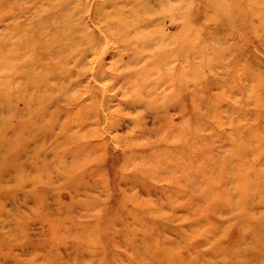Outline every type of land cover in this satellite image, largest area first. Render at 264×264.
Listing matches in <instances>:
<instances>
[{
  "label": "rangeland",
  "instance_id": "obj_1",
  "mask_svg": "<svg viewBox=\"0 0 264 264\" xmlns=\"http://www.w3.org/2000/svg\"><path fill=\"white\" fill-rule=\"evenodd\" d=\"M0 164L24 264H264V0H0Z\"/></svg>",
  "mask_w": 264,
  "mask_h": 264
},
{
  "label": "bare ground",
  "instance_id": "obj_2",
  "mask_svg": "<svg viewBox=\"0 0 264 264\" xmlns=\"http://www.w3.org/2000/svg\"><path fill=\"white\" fill-rule=\"evenodd\" d=\"M147 9V8H146ZM148 10V9H147ZM149 10H150V8H149ZM120 12H121V10H119ZM120 12H117V13H120ZM130 12V11H129ZM143 13V12H142ZM141 13V14H142ZM145 13V12H144ZM112 14V13H111ZM213 14V13H212ZM116 15H118V14H116L115 13V16ZM121 14H119V16H120ZM118 16V17H119ZM128 16H129V14H128ZM133 16V15H132ZM131 16V17H132ZM137 16V15H136ZM117 16H116V18H118ZM130 17V16H129ZM187 17V16H186ZM218 17V16H217ZM133 19H134V17H133ZM185 19V18H184ZM233 21V20H232ZM131 22H133L132 20H131ZM128 24V23H127ZM134 24V23H133ZM239 24V23H238ZM131 25H132V23H131ZM125 26V25H124ZM236 27V26H235ZM131 28V27H130ZM129 29V28H128ZM122 30V29H121ZM100 31V30H99ZM123 32H125V30L123 31ZM118 34V33H117ZM114 35H115V33H114ZM119 35V34H118ZM123 39V38H122ZM130 38H128V40H129ZM126 43V42H125ZM119 47V46H118ZM123 49V48H122ZM124 53V52H123ZM101 55V54H100ZM99 55V56H100ZM119 56V55H118ZM117 56V57H118ZM119 58V60H120V57H118ZM97 59V58H96ZM122 59V58H121ZM116 61V60H115ZM128 61V60H127ZM116 62H119V61H116ZM121 63H122V61H120ZM96 63V62H95ZM95 63H94V65H95ZM120 63V65H122ZM128 63H130V62H128ZM131 65V64H130ZM136 65V64H135ZM111 66V65H110ZM125 66H126V64H125ZM142 68H143V66H142ZM117 70H119V69H117ZM138 70V69H137ZM135 71V70H134ZM119 72V71H118ZM121 72H123V71H121ZM138 72V71H137ZM110 73V72H109ZM153 73V72H152ZM91 74H92V72H91ZM110 74H112V73H110ZM131 75H132V72L130 73ZM114 75V74H113ZM122 75V74H121ZM115 76H116V74H115ZM129 76V75H128ZM113 77V76H112ZM123 77V76H122ZM93 78V77H92ZM113 79V78H112ZM149 83V82H148ZM104 86V85H103ZM151 87V86H150ZM104 90V89H103ZM149 94V93H148ZM153 101V100H152ZM155 101V100H154ZM123 104V103H122ZM122 107H123V105H122ZM90 119V118H89ZM151 119V118H150ZM79 122V121H78ZM77 122V123H78ZM79 126V125H78ZM79 128H81V127H79ZM83 128V127H82ZM84 131V130H83ZM87 132V131H86ZM91 132V131H90ZM79 133L80 134H84L83 132H80L79 131ZM77 134V133H76ZM85 134H89L90 135V133L89 132H87V133H85ZM72 135H74V134H72ZM79 135V134H78ZM82 135H80V136H82ZM87 136V135H86ZM128 139V138H127ZM124 142V141H123ZM128 142V141H127ZM126 142V143H127ZM73 143V142H72ZM86 144V143H85ZM55 145V144H54ZM91 147V146H90ZM77 150V149H76ZM75 151V150H74ZM86 152H88V150H86ZM94 152V151H93ZM75 153V152H74ZM96 154V153H95ZM84 155V154H83ZM93 155H94V153H93ZM92 155V156H93ZM91 156V157H92ZM88 158H89V156H88ZM1 165V164H0ZM4 171V170H3ZM8 172V171H7ZM10 173H12V172H10ZM8 174V173H7ZM49 174V173H48ZM44 177V176H43ZM45 179V178H44ZM33 181H34V179H33ZM46 181V180H45ZM49 183H51V182H49ZM92 183V182H91ZM2 189V188H1ZM15 204V203H14ZM13 204V205H14ZM22 208V207H21ZM3 219H5V218H3ZM20 221H15V225L14 224H11L10 226L11 227H8V228H4V225L2 224H0V227H1V229H5V232L6 233H8V232H10V233H12V230H15V231H17V232H19V233H23L22 235H24V231L25 230H20V228H19V225H18V223H19ZM3 223V222H2ZM8 224V223H7ZM14 235V234H13ZM13 237V236H12ZM22 239V238H21ZM13 242L15 243V245H13L14 247H17V248H24V247H22L21 246V243H20V240L18 239V238H15L14 240H13ZM25 243V242H24ZM20 244V245H19ZM2 245V241L0 240V246ZM0 264H24L23 262H20L18 259H16V258H14L9 252H4V251H2V249L0 248Z\"/></svg>",
  "mask_w": 264,
  "mask_h": 264
}]
</instances>
